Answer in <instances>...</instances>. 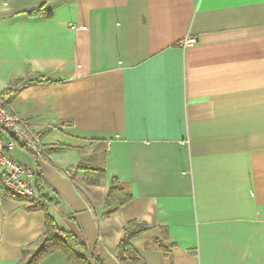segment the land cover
<instances>
[{
    "label": "crops",
    "instance_id": "obj_1",
    "mask_svg": "<svg viewBox=\"0 0 264 264\" xmlns=\"http://www.w3.org/2000/svg\"><path fill=\"white\" fill-rule=\"evenodd\" d=\"M4 95L48 150L12 156L78 253L121 264L137 222L146 264H264V0H0ZM45 233L0 186V264Z\"/></svg>",
    "mask_w": 264,
    "mask_h": 264
},
{
    "label": "built area",
    "instance_id": "obj_2",
    "mask_svg": "<svg viewBox=\"0 0 264 264\" xmlns=\"http://www.w3.org/2000/svg\"><path fill=\"white\" fill-rule=\"evenodd\" d=\"M182 44L185 48L193 47L197 39L188 37ZM18 148L41 161L48 151L42 134L34 132L30 123L12 109L5 97L0 96V186L26 206L40 204L42 190L36 172L18 163L12 156Z\"/></svg>",
    "mask_w": 264,
    "mask_h": 264
},
{
    "label": "trees",
    "instance_id": "obj_3",
    "mask_svg": "<svg viewBox=\"0 0 264 264\" xmlns=\"http://www.w3.org/2000/svg\"><path fill=\"white\" fill-rule=\"evenodd\" d=\"M42 12L43 10L39 9L28 13L30 15H38ZM7 96L8 95H4L3 97L8 100ZM90 173L97 178V181H100V178L103 176V173L98 170H91ZM37 182H39L38 178ZM126 192V187L121 186L117 183V181H113L106 201L108 203L119 201L120 206L124 202L131 199L130 195ZM40 199L42 201L40 204H31L27 206V209L32 212H41L45 215L46 233L36 245L23 250V258L20 264H40L44 258L55 252L64 253L72 264H103V262H101L95 255L88 253L86 249H83V253H78L77 249L80 247L86 248L85 245L80 243L78 238L73 233L65 232L58 228L49 212L47 199H45L42 193ZM149 230L150 227L148 225L137 222H133L126 226V235L116 253V256L121 264H146L145 261L136 253L133 241Z\"/></svg>",
    "mask_w": 264,
    "mask_h": 264
}]
</instances>
